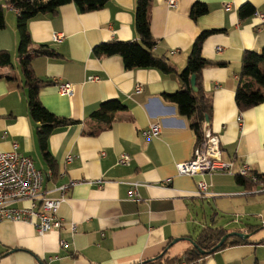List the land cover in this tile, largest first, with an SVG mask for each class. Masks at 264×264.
<instances>
[{"label":"crops","instance_id":"1","mask_svg":"<svg viewBox=\"0 0 264 264\" xmlns=\"http://www.w3.org/2000/svg\"><path fill=\"white\" fill-rule=\"evenodd\" d=\"M167 1L152 0L149 15L156 41L153 55L165 57L171 73L126 70L119 56L92 54L102 43L138 40L135 0H109L103 8L83 13L65 4L27 22L30 68L42 83L38 99L53 115L75 121L49 136V164L40 151L37 123L28 113L19 62V70L12 63L13 58L18 61L17 10L0 0L5 23L0 52H8L11 60L0 65V151L9 152L16 143V152L29 157L42 173V195L62 198L60 229L41 236L29 222L0 223V264H137L166 251L164 260L180 258L192 248L187 239L194 242L200 235L195 225L202 232L225 215L258 217L261 226L247 224L237 230L221 223L217 228L248 238L194 262L175 264H264V192L259 184H238L231 174L178 175L175 165L191 158L197 139L190 120L163 99L181 90L178 73L195 38L204 30H217L202 45L210 64L202 70L201 87L211 105L203 121L218 137L224 161H233L236 170L244 164L264 175V84L260 104L239 111L235 103L243 52L264 49V23L258 17L264 15V0H175L173 7ZM196 2L205 3L207 12L192 20ZM245 4L254 12L241 19L239 9ZM54 34L64 38L54 42ZM40 47L53 55L36 54ZM64 83L71 85V96L58 92ZM110 100L123 109L109 125L90 118ZM154 123L160 125L159 133L147 139L143 132ZM123 155L126 164L120 163ZM67 157L72 160L67 162ZM199 182L206 184L205 192L198 191ZM64 185L68 190L62 195ZM30 205L23 200L11 206ZM174 239L179 243L169 246Z\"/></svg>","mask_w":264,"mask_h":264},{"label":"trees","instance_id":"2","mask_svg":"<svg viewBox=\"0 0 264 264\" xmlns=\"http://www.w3.org/2000/svg\"><path fill=\"white\" fill-rule=\"evenodd\" d=\"M109 0H8L9 6L17 10L16 28L19 35L17 56L21 68L25 85L28 89L27 109L30 118L37 123L36 136L40 151L46 162L52 163L51 156L47 152V140L51 133L57 128H63L75 124L70 119L59 118L50 113L40 103L38 91L42 83L34 77L30 68L29 56L31 53V39L26 26L30 19L40 14L54 13L65 4H74L79 12H90L103 8ZM152 0H135L134 30L137 34V41H110L102 43L92 50V54L98 58L119 56L123 61L126 70L155 68L164 73L173 72V68L168 64L165 57H156L153 55V48L156 41L150 31V8ZM207 12L205 3L196 2L190 10V18L196 20L199 16ZM254 12L249 4L243 5L239 9L241 19L247 18ZM5 26L3 12L0 9V30ZM217 30H204L193 41L188 54L184 69L178 73L181 82V90L173 94H164L163 99L177 107L181 116L190 120V128L195 133L197 141L201 137V124L205 117L210 116L211 105L207 100L201 87L202 70L210 63L202 55V45L204 41ZM36 54L52 56L53 51L40 47L35 51ZM10 55L6 51L0 52V65H10ZM218 65L223 66V63ZM195 77L196 92L191 89V77ZM10 80V77H5ZM49 84V83H48ZM264 84V49L257 53L245 51L241 57V69L239 73V82L235 91V103L239 111L247 110L261 103L262 94L260 88ZM123 109V106L117 100H110L99 105L90 118L100 121L104 125H109L115 112ZM258 179L264 186V175L257 174ZM235 180L243 186H254L250 181L240 176ZM226 231L221 228L206 227L202 230L194 244L197 248L209 252L225 236ZM244 242L237 237L228 238L223 245L217 249L235 245ZM196 247L185 252L180 258L164 260L163 256L158 259L143 261L137 264H175L190 263L201 259L207 254H201ZM167 252V251H166ZM166 252L163 254L165 255Z\"/></svg>","mask_w":264,"mask_h":264},{"label":"built area","instance_id":"3","mask_svg":"<svg viewBox=\"0 0 264 264\" xmlns=\"http://www.w3.org/2000/svg\"><path fill=\"white\" fill-rule=\"evenodd\" d=\"M167 5L175 6V0H168ZM258 17L264 23V15L258 14ZM63 38V34L52 36L54 42H60ZM58 89L62 95H72L69 84H60ZM140 90V86L137 85L136 91ZM159 130L160 125L154 123L149 125L143 135L148 139L156 136ZM11 147L12 150L9 152L0 151V223L4 221L29 222L34 225L37 233L41 236L51 230L60 229L62 220L58 216V211L62 198H48L42 195V173L35 168L29 157L16 152V143L11 144ZM71 160V157L66 159L67 162ZM127 161L126 155L120 158L121 164H126ZM175 168L178 175L185 176L210 175L212 173L234 174L248 179L251 183L259 184L261 192H264V186L258 179L257 173L251 170L248 165L243 164L234 171L233 163L221 158L219 139L210 132L204 121L201 124V137L193 148L191 158L177 163ZM197 189L199 192H205L206 184L199 182ZM67 190V185L60 187L62 195ZM23 200L30 201L31 205L21 209L11 206L13 203Z\"/></svg>","mask_w":264,"mask_h":264},{"label":"rangeland","instance_id":"4","mask_svg":"<svg viewBox=\"0 0 264 264\" xmlns=\"http://www.w3.org/2000/svg\"><path fill=\"white\" fill-rule=\"evenodd\" d=\"M12 63L15 67V70H17V69L19 70L18 61L16 58H13ZM65 84H67V83H65ZM57 90L59 92V89H57ZM231 162L233 163V170L236 171V169L234 167V162L233 161H231ZM231 175H234V174H231ZM208 210H209V208L205 209V213L207 215L205 221L208 225H210L211 224L210 223V219H211L210 217L211 216H210ZM202 218L203 217H201V215H200L198 220L200 221V220H202ZM222 219L223 220H220V221L217 220L216 223L213 224L215 226V228L219 227V225L221 226V223L226 224L230 229H237V230L242 229L244 227V225H247V224L261 226V219H259L258 217H253V219L249 220L248 217H242V216H238V215H235V216H226L225 215ZM218 221H219V223H217ZM195 232H197L198 234L201 233V231L197 225H195Z\"/></svg>","mask_w":264,"mask_h":264},{"label":"water","instance_id":"5","mask_svg":"<svg viewBox=\"0 0 264 264\" xmlns=\"http://www.w3.org/2000/svg\"><path fill=\"white\" fill-rule=\"evenodd\" d=\"M191 89H192V91L193 92H196L197 91V89H196V87H195V77L194 76H192L191 77ZM232 237H237V238H239V239H243V240H245V239H247L248 238V235H246V234H243V233H236V232H233V233H228V234H226L225 236H223L221 239H220V241L209 251V252H214V251H216L217 249H219L222 245H223V243H224V241L226 240V239H228V238H232ZM180 241V239H174L170 244H169V246H172L173 244H175V243H177V242H179ZM187 241H189L190 243H191V245L193 246V247H196L197 248V246L194 244V242H192L190 239H187ZM197 250L201 253V254H205V253H209V252H207V251H203V250H201V249H199V248H197ZM162 255H163V253H161L160 255H158L156 258H154V260L155 259H158V258H160V257H162Z\"/></svg>","mask_w":264,"mask_h":264},{"label":"bare ground","instance_id":"6","mask_svg":"<svg viewBox=\"0 0 264 264\" xmlns=\"http://www.w3.org/2000/svg\"><path fill=\"white\" fill-rule=\"evenodd\" d=\"M59 86V85H58ZM58 89V88H57Z\"/></svg>","mask_w":264,"mask_h":264}]
</instances>
